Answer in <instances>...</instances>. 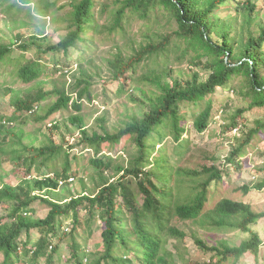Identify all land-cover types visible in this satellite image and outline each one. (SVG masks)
I'll return each mask as SVG.
<instances>
[{"label":"trees","instance_id":"1","mask_svg":"<svg viewBox=\"0 0 264 264\" xmlns=\"http://www.w3.org/2000/svg\"><path fill=\"white\" fill-rule=\"evenodd\" d=\"M62 1L0 0L8 20L22 22L14 39L0 41V94H10L14 108L11 114L0 108V205L9 206L8 215L0 217V264H39L41 257L45 264L57 260L60 264H175L168 243L187 237L178 224L186 221L199 224L207 238L209 230L248 234L232 244L226 239L211 243L195 232L198 246L213 257L204 262L191 259L189 264H222L216 257L239 261L245 255L264 264V240L252 228L264 218V211L228 196L206 208L212 183L220 187L229 170L215 164L190 169L172 163L167 154L170 135L177 154L189 149L184 134L190 116L196 130H208L213 96L220 88L230 86L249 102L247 109L232 113L227 129L243 125L246 129L245 113L264 107V0H115L116 7L103 0H67L60 5ZM232 3L238 4L234 15L217 12ZM22 11L31 20L44 22L51 15L61 31L59 39L46 37L37 27L26 37L27 23L12 15ZM138 17L145 24L141 39L126 26ZM162 25L169 29L162 31ZM152 29L156 31L151 33ZM97 34L109 41H117L118 35L123 41H118V51L108 58L107 67L111 79L119 83L116 94L126 93L141 106L137 115L111 126L106 112L97 118L96 129L88 126L81 112L84 100L95 97L90 77L79 79L72 91L58 86L48 91L37 86L41 82L28 90L15 87L53 77L50 65L55 72L92 66ZM72 49L82 51L77 64L69 68ZM187 58L192 74L175 77L176 68L182 66L178 63ZM200 70L210 72L207 78H200ZM141 81L148 86L133 84ZM136 87L142 90L141 99L133 92ZM114 98L118 97H110L111 102L107 98L105 104ZM47 99L51 101L43 104ZM60 112L74 127L66 130L78 131L76 142L70 143L65 134L64 142L56 139L60 119L51 117ZM30 121L43 122L47 129H26ZM248 136L226 158L236 170L242 169V157L256 136H264V121H258ZM157 145L161 146L154 155ZM8 161L11 170L5 166ZM82 170L93 187L62 198L59 189ZM95 175H100L101 183H96ZM252 188L264 190V177L242 187L246 193ZM38 199L48 205L44 216L35 215L32 205ZM96 233L99 239L91 248L88 240ZM63 243L71 247L66 261Z\"/></svg>","mask_w":264,"mask_h":264},{"label":"rangeland","instance_id":"2","mask_svg":"<svg viewBox=\"0 0 264 264\" xmlns=\"http://www.w3.org/2000/svg\"><path fill=\"white\" fill-rule=\"evenodd\" d=\"M67 0L60 2V5ZM108 2L111 7H116L117 4L115 0H103ZM238 4L231 5H223L222 7L217 9V12L222 16L226 15H234L236 11V7ZM33 7V5L31 6ZM67 9V8H66ZM68 10V9H67ZM64 11L59 12L60 14ZM14 17L23 18L24 22L27 23L25 25V29L23 30L26 37H28L32 33L37 32V28H41L44 35L46 37H50V39L57 41L59 39L60 30L56 28V23L53 22L51 15H48L46 22L43 19H30L27 15L26 11L16 12L12 14ZM57 14V18H58ZM107 18V15L101 20L104 22ZM6 16L5 12L0 10V41H11L15 38V35L21 32L20 29H17L22 22L13 23ZM163 22V20L161 21ZM156 24L159 26L158 21ZM128 27L129 33L134 36L135 34L141 39V30L145 27L144 21L141 20L140 17L136 18V20L131 21L129 24H126ZM37 27V28H36ZM162 31H167L169 28H165L163 25L160 26ZM147 31V30H146ZM156 29H152L150 32L153 33ZM104 34H97L95 36V57L93 58L94 63L92 66L88 64H84L82 68H79L77 65L73 67V64H77V60L80 56V51L78 49L71 50V65L73 67L69 70V72H55V66L50 65L49 70L54 71L53 77L45 78L41 81H36L32 84H24L18 83L15 85L20 90H28L30 88H38L36 87L37 82H41L40 85L45 90H53L56 86L60 88H66L68 91H72L73 85L77 84L78 80L81 78L90 77L93 82V86L91 87L92 91L95 93V97L93 101H89L88 99L84 100V109L81 112L86 120L88 126L96 129L97 118L105 115L106 112L109 114L110 125H121V121H127L130 117L137 115L139 111H141V106L138 102H132L128 98L127 94L124 93L123 96L119 97L117 93L118 91V82H114L111 79V72L108 71L107 60L108 58H112L114 54L118 51V41L120 44H123L120 36L117 35L116 40H105ZM126 41V40H124ZM30 55V54H29ZM62 67L65 66L66 61L65 57L61 59ZM81 65V64H78ZM178 65H182L181 67L176 68V72H174L175 77L185 78L189 77L192 74L191 67L188 65V58L184 59L183 62H179ZM68 69V68H66ZM197 69V68H196ZM200 69V68H198ZM210 72L207 70H200V78L205 79ZM240 83V80H237ZM137 85H143L144 87L148 86L144 83H133ZM141 86V87H143ZM138 97L142 96V90L140 88H135L133 91ZM110 97H118L114 98L112 103L105 104L106 99H110ZM213 99L215 101L214 104V113H213V121L210 124L208 130L204 132H200L196 130L193 126L192 116L188 119L187 129L188 132H185L184 136L189 138L188 147L189 149L181 154H177L174 151L175 145L177 143L174 142L171 135L167 138V154L170 157L172 163L177 164L179 166H184L190 169H202L204 166H211L213 164L217 165L222 170H229L225 172L227 175L225 176L223 182L220 183V187H218L217 182H213L211 186V192L209 197V202L206 208H210L214 206L222 197L228 196L237 200H245L253 204V207L257 211H264V190H256L252 188L249 193H246L242 187L244 185L253 186L258 180L264 177V172H259L260 168H264V136H256L255 140L248 147L247 153L242 157V169L236 170L232 168L231 165L226 163V158L232 149L242 143L245 138H248V132L251 128L256 127L258 121H264V107H254L248 110L245 114L248 117L247 128H244V125L239 128L227 129L225 125L229 124L230 116L234 111L239 108L247 109L248 103L244 101L243 97L239 94L234 93L230 86H227L224 90L221 88L217 90L214 94ZM51 101V99H47L43 102V104H47ZM111 102V99L109 100ZM0 108L3 113L11 114L14 109L11 105V95L8 94H0ZM59 118V123L61 125L60 130L56 132V139L60 142L62 134H65L66 137L70 140V143L76 142V138L78 137V131H73L72 133L66 129L74 128L70 122L67 121L66 116H63V112L57 113L53 115L51 118ZM115 122H121L116 123ZM29 126L26 129L35 128L41 131H45L47 127L43 122L38 124H34L32 121L29 122ZM114 130V129H113ZM42 138L37 141L38 144L42 143ZM64 142V141H63ZM161 145L156 146V151L154 155L158 154V149ZM72 153H79L78 150H74ZM93 155V152L91 153ZM81 164H85L82 162ZM5 166L7 169L11 170L13 165L11 162H5ZM230 168V169H229ZM84 177L85 182L82 183L81 178ZM96 183H101L100 175L94 176ZM2 178L0 177V181ZM70 184H64L61 189H59L58 193L60 196L69 197L72 191V194H78L82 192H86L93 187L92 181L88 178V176L83 175V170L80 172L79 177H75V179L69 182ZM73 187V190L71 188ZM37 211L35 212L36 216H44L48 212V205L40 201L36 200L32 205ZM8 205H0V217L7 216L9 213ZM179 227H183V229L187 232V237L183 240L171 238L168 243L169 250L175 255V264H189V260L197 259L199 261H210L213 257V253L203 251L195 241L194 234L199 231V234L202 235L203 238L208 239L211 243H217L218 240H228L232 244H239L248 234L244 232L231 231V232H218L214 230L208 231V238L204 235L203 231L199 224H194L193 222H178ZM254 230H256L260 236L264 240V218L260 219L258 223L252 226ZM201 230V231H200ZM99 233V232H98ZM98 233L88 240L90 243V247L93 248L95 245L96 239H99ZM62 259L66 261L68 257H70V244L63 243L62 244ZM96 250V248L94 249ZM56 255V254H55ZM216 257V256H214ZM220 260L222 264H255L253 258H250L248 255H245L239 261H234L233 259L223 260L222 258L216 257L215 261ZM45 257H41L39 264H45ZM54 264H60L57 260Z\"/></svg>","mask_w":264,"mask_h":264}]
</instances>
